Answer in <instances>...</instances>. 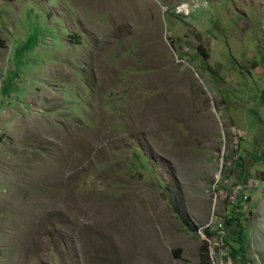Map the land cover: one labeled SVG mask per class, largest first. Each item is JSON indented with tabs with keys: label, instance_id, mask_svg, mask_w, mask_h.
Returning a JSON list of instances; mask_svg holds the SVG:
<instances>
[{
	"label": "rangeland",
	"instance_id": "rangeland-1",
	"mask_svg": "<svg viewBox=\"0 0 264 264\" xmlns=\"http://www.w3.org/2000/svg\"><path fill=\"white\" fill-rule=\"evenodd\" d=\"M204 242L264 264V0H0V264Z\"/></svg>",
	"mask_w": 264,
	"mask_h": 264
},
{
	"label": "trees",
	"instance_id": "trees-1",
	"mask_svg": "<svg viewBox=\"0 0 264 264\" xmlns=\"http://www.w3.org/2000/svg\"><path fill=\"white\" fill-rule=\"evenodd\" d=\"M234 221L232 220V218L230 217H224V224L229 226L231 224V222ZM235 221H238V218L235 219ZM184 223H186L185 220H183ZM205 235L207 236V238H210L212 236L211 233H209L207 230L205 231ZM207 243L204 242L203 245L201 246V257L203 258V263L206 264V260L208 259L207 257V253H208V249H207Z\"/></svg>",
	"mask_w": 264,
	"mask_h": 264
},
{
	"label": "built area",
	"instance_id": "built-area-1",
	"mask_svg": "<svg viewBox=\"0 0 264 264\" xmlns=\"http://www.w3.org/2000/svg\"><path fill=\"white\" fill-rule=\"evenodd\" d=\"M240 191L237 190V193H236V196L235 198H238L239 200L243 201V202H247L248 201V196L247 195H244L243 197L240 195L239 193ZM246 209V208H245Z\"/></svg>",
	"mask_w": 264,
	"mask_h": 264
}]
</instances>
